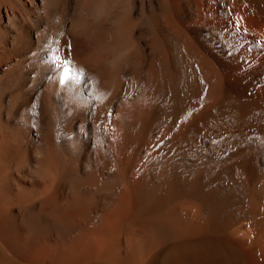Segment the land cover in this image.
Here are the masks:
<instances>
[{
    "label": "bare ground",
    "instance_id": "bare-ground-1",
    "mask_svg": "<svg viewBox=\"0 0 264 264\" xmlns=\"http://www.w3.org/2000/svg\"><path fill=\"white\" fill-rule=\"evenodd\" d=\"M0 264H264V0H0Z\"/></svg>",
    "mask_w": 264,
    "mask_h": 264
},
{
    "label": "snow or ice",
    "instance_id": "snow-or-ice-1",
    "mask_svg": "<svg viewBox=\"0 0 264 264\" xmlns=\"http://www.w3.org/2000/svg\"><path fill=\"white\" fill-rule=\"evenodd\" d=\"M50 61L55 69L58 77V82L65 87L79 85L86 82V73L82 68L75 65V62L69 57L58 55L59 49H49Z\"/></svg>",
    "mask_w": 264,
    "mask_h": 264
}]
</instances>
